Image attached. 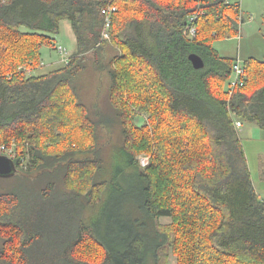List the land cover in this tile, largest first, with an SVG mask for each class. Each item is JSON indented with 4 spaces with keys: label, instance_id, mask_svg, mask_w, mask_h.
<instances>
[{
    "label": "trees",
    "instance_id": "trees-1",
    "mask_svg": "<svg viewBox=\"0 0 264 264\" xmlns=\"http://www.w3.org/2000/svg\"><path fill=\"white\" fill-rule=\"evenodd\" d=\"M108 8L116 11L106 29ZM240 12L229 0H0V147L17 144L18 170L24 157L44 169L66 163L63 192L47 183L0 194V264H170V254L177 264H264V197L235 126L264 131V61H246L243 85L231 94L237 59L213 45L239 34ZM196 14L190 39L184 30ZM66 21L75 53L65 67L30 76ZM104 30L110 40L102 41ZM108 46L118 50L109 62L111 99L126 143L104 179L93 148L100 124L80 100L77 80L88 53L99 58ZM193 54L204 69H194ZM143 114L149 123L139 127ZM140 153L152 156L148 169ZM127 174L139 183L144 219L135 224L148 223L150 235L145 228L123 234L120 218L116 243L84 213L108 191L124 192Z\"/></svg>",
    "mask_w": 264,
    "mask_h": 264
},
{
    "label": "rangeland",
    "instance_id": "rangeland-1",
    "mask_svg": "<svg viewBox=\"0 0 264 264\" xmlns=\"http://www.w3.org/2000/svg\"><path fill=\"white\" fill-rule=\"evenodd\" d=\"M231 3L239 4L241 8L240 17L244 19V23L240 24L237 19L239 34L229 39L216 40L213 44L214 47L221 56L237 59L242 65L249 59L264 61V0H231ZM105 32V30L102 32V41H105L103 40ZM53 38L56 41L55 46L57 49L46 45L42 46L43 63L39 69L32 72V74L30 73V76L47 75L65 67L67 60L75 53L77 39L69 22H63L60 33ZM101 44L99 43L96 48L101 49ZM59 47L65 50L64 54L59 52ZM94 51L88 53L86 68L77 80V87L80 100L86 104L90 118L100 124L95 129L97 144L93 148L97 149L96 151H98V155L103 161V178L110 179L113 165L126 143L123 128L117 121L115 111L112 109L111 99V87L113 85L111 68L113 65L111 66L109 62L118 50L116 51L108 46L103 50V53L101 52L99 58H95ZM135 123L139 127L147 125L149 116L147 114L138 116ZM242 124L243 127L238 129L239 136L257 193L263 198L264 183L261 179V173L264 170V132L256 125ZM12 144H14V149L17 151V144L14 142ZM86 157L93 158L94 155L89 153L77 156L79 159ZM137 160L142 168L148 169L151 167L152 156L150 154L140 153ZM54 162L52 160L51 164ZM19 164L18 177L10 180H0V194H12L14 191L18 192L19 189L25 191L31 186H37L40 189L44 188L47 183H54L57 191L63 192L62 171L66 166L65 162L56 163V168L46 167L44 169L43 167H34L29 157H24ZM120 182L124 192L108 191L104 200L97 207L87 208L84 213L86 223H90L91 228L98 230L101 235L112 236L113 241L116 243L120 241V236H122H118V233L116 234L114 230V227L119 225V221L116 220H120V218V222H123L127 228L123 234L128 235L130 229L139 232L145 228L142 233L145 236L150 235L148 223L144 225L145 227L135 224L137 219H141V217L144 219L139 209L138 181L133 177V174H127ZM159 223L169 226L172 224V219L161 218ZM114 234L116 237H113ZM3 242L0 238V251ZM169 262L170 264H177L176 257L170 254Z\"/></svg>",
    "mask_w": 264,
    "mask_h": 264
},
{
    "label": "built area",
    "instance_id": "built-area-1",
    "mask_svg": "<svg viewBox=\"0 0 264 264\" xmlns=\"http://www.w3.org/2000/svg\"><path fill=\"white\" fill-rule=\"evenodd\" d=\"M116 11V8H108L103 10V14L107 17V24H106V29L109 28L110 26V17L111 14L113 12ZM198 19V15H193L190 16L187 23H186V28L184 30V34L186 37L192 39L196 37L197 34V28L195 26V22ZM238 21L241 23H244V19L241 18L240 16L238 17ZM109 38V34L105 32L104 34V39H108ZM59 52L61 54L65 53V50L61 47L58 48ZM68 62V60H67ZM245 74L244 72V67L241 64V62L239 60H237L234 69H233V76L230 80V90H231V94L233 93V90L238 86V85H243V82L241 80V78L243 77V75ZM235 126L236 129H240L242 128V122L241 121H235ZM14 144H12L11 146H1L0 147V155L6 156L12 160H14L17 157V151L14 149Z\"/></svg>",
    "mask_w": 264,
    "mask_h": 264
},
{
    "label": "water",
    "instance_id": "water-1",
    "mask_svg": "<svg viewBox=\"0 0 264 264\" xmlns=\"http://www.w3.org/2000/svg\"><path fill=\"white\" fill-rule=\"evenodd\" d=\"M194 69L202 70L205 63L198 55H191L189 57ZM17 167L14 161L6 156L0 155V178H12L17 174Z\"/></svg>",
    "mask_w": 264,
    "mask_h": 264
},
{
    "label": "crops",
    "instance_id": "crops-1",
    "mask_svg": "<svg viewBox=\"0 0 264 264\" xmlns=\"http://www.w3.org/2000/svg\"><path fill=\"white\" fill-rule=\"evenodd\" d=\"M229 2L231 3V0H229ZM242 127H243V124H242ZM239 132V131H238ZM264 132V131H263Z\"/></svg>",
    "mask_w": 264,
    "mask_h": 264
}]
</instances>
